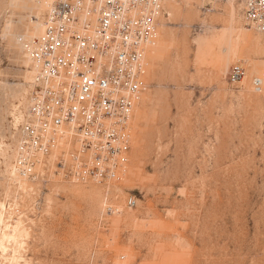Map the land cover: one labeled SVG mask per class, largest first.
I'll return each instance as SVG.
<instances>
[{
	"label": "rangeland",
	"instance_id": "1",
	"mask_svg": "<svg viewBox=\"0 0 264 264\" xmlns=\"http://www.w3.org/2000/svg\"><path fill=\"white\" fill-rule=\"evenodd\" d=\"M46 1L0 0V264H264V32L237 3L167 0L121 181L57 176L20 194L7 181L28 104L22 40L43 32Z\"/></svg>",
	"mask_w": 264,
	"mask_h": 264
},
{
	"label": "built area",
	"instance_id": "2",
	"mask_svg": "<svg viewBox=\"0 0 264 264\" xmlns=\"http://www.w3.org/2000/svg\"><path fill=\"white\" fill-rule=\"evenodd\" d=\"M166 1L48 2L43 32L22 40L30 78L28 104L15 124L7 181L16 193L57 176L105 187L121 181L128 170L131 123L144 86L147 52ZM226 1L239 4L246 23L264 32V0ZM245 76L240 63L230 69L232 84ZM252 85L263 93L261 76ZM135 203L130 200L131 206Z\"/></svg>",
	"mask_w": 264,
	"mask_h": 264
},
{
	"label": "bare ground",
	"instance_id": "3",
	"mask_svg": "<svg viewBox=\"0 0 264 264\" xmlns=\"http://www.w3.org/2000/svg\"><path fill=\"white\" fill-rule=\"evenodd\" d=\"M48 2H50V0H47V1H46V5L49 4ZM232 3H235V2H232ZM41 25H42V24H41ZM258 76H259V75H258ZM261 78L263 79V77H261ZM263 82H264V79H263ZM2 221H3V220H1V224H3ZM16 229H18V226H16ZM1 231H2V226H0V234H1ZM0 245H1V244H0ZM2 247H3V246H2Z\"/></svg>",
	"mask_w": 264,
	"mask_h": 264
}]
</instances>
